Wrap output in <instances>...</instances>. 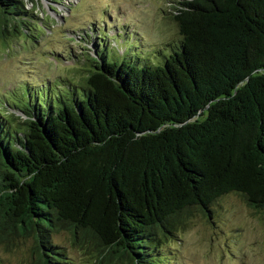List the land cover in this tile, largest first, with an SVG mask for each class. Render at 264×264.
Returning <instances> with one entry per match:
<instances>
[{"label": "trees", "instance_id": "1", "mask_svg": "<svg viewBox=\"0 0 264 264\" xmlns=\"http://www.w3.org/2000/svg\"><path fill=\"white\" fill-rule=\"evenodd\" d=\"M165 1L176 39L153 58L83 32L95 52L66 57L71 77L0 101V246L33 237L38 264H72L51 243L67 232L99 263L159 264L192 209L235 194L264 212V0ZM34 13L0 0V39Z\"/></svg>", "mask_w": 264, "mask_h": 264}, {"label": "rangeland", "instance_id": "2", "mask_svg": "<svg viewBox=\"0 0 264 264\" xmlns=\"http://www.w3.org/2000/svg\"><path fill=\"white\" fill-rule=\"evenodd\" d=\"M26 1L38 20L32 32L0 39V101L23 91L34 95L35 87L51 78L71 77L73 61L66 57L79 56L84 45L92 55L95 52L87 40L95 45L96 39L82 42L83 32L98 36L100 55L133 65L136 57L153 58V48L176 39L165 0ZM51 243L63 249L72 264H126L99 263L98 248L92 243L73 244L67 232L53 235ZM159 247V258L163 257L159 264H264V212L229 194L218 199L207 215L192 209L184 226ZM40 251L33 237L17 238L12 245L0 246V264H38Z\"/></svg>", "mask_w": 264, "mask_h": 264}]
</instances>
